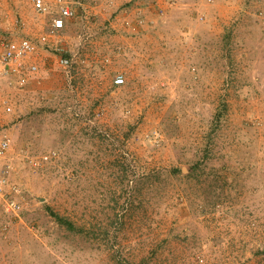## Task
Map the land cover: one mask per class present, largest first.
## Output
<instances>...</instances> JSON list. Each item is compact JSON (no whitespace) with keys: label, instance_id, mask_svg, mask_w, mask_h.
<instances>
[{"label":"rangeland","instance_id":"1","mask_svg":"<svg viewBox=\"0 0 264 264\" xmlns=\"http://www.w3.org/2000/svg\"><path fill=\"white\" fill-rule=\"evenodd\" d=\"M67 1L26 86L0 79V264H264V0Z\"/></svg>","mask_w":264,"mask_h":264},{"label":"built area","instance_id":"2","mask_svg":"<svg viewBox=\"0 0 264 264\" xmlns=\"http://www.w3.org/2000/svg\"><path fill=\"white\" fill-rule=\"evenodd\" d=\"M7 0H0L1 4ZM32 9L41 15L50 16V24L45 34L41 35L37 41L28 38L6 39L0 37V79L6 81L9 86L23 88L29 82L30 78L36 74L37 66L31 62L32 57L37 53L38 47L46 43V39L55 37L62 31L67 21L72 19L74 13L67 0H26ZM0 32L1 15H0ZM124 83L122 76H117L113 80L115 86H121ZM12 109L7 98L0 101V115L9 114ZM9 147V140L6 137L0 138V196H2L7 183V165L1 164L5 159L6 151ZM10 189V188H9ZM14 189V188H13ZM4 196V195H3ZM8 207L12 210H18V204L15 200L7 201Z\"/></svg>","mask_w":264,"mask_h":264}]
</instances>
